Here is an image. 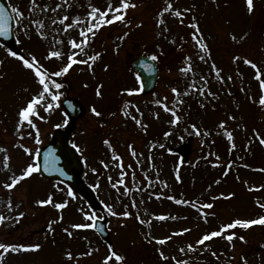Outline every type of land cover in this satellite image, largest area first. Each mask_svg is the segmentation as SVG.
Returning a JSON list of instances; mask_svg holds the SVG:
<instances>
[{
  "label": "rangeland",
  "instance_id": "1",
  "mask_svg": "<svg viewBox=\"0 0 264 264\" xmlns=\"http://www.w3.org/2000/svg\"><path fill=\"white\" fill-rule=\"evenodd\" d=\"M6 2L10 8H19L24 13L22 20L12 13L18 55L26 58L30 54L35 55L49 72L67 63V55L72 51L68 40L78 39L79 32L77 28L65 33L63 26L53 25L52 20L63 15L86 19L89 4L101 8L108 5V0H68L67 5H64V0H37L39 7L30 11L31 0ZM133 2L138 7L128 10L127 19L132 21L131 26L126 27L119 22L103 26L85 49L88 55L96 51L102 54V59L94 64L92 71L84 65H74L66 76L52 77L57 81L65 79L68 88L59 90V108L51 112L40 108V115L45 119L34 118L33 122L40 132L39 144L35 142L36 130L27 123L20 133L16 131L17 112L37 93L39 85L33 73L25 69L21 61L7 55V49L0 44V147L7 149L6 153L0 152V213L12 218L0 225V242L42 245L36 252L6 254L3 264H101L109 254L108 245L126 258L123 262L113 259L110 264H176L177 260L187 264H244L242 257L246 258L247 264H264V227L260 226L249 229L237 227L225 233L243 235L246 242L235 239L229 244L222 236L206 242L205 246H197L196 252H180L181 248H186L189 243L195 245L201 235L218 230L222 224L236 218L264 215V209L257 205V201L264 203V188L249 191L252 186L264 185V172L257 170L264 168V146L253 134V129H256L264 136V107L259 105L262 93L259 82L254 79L255 70L245 65L243 59L233 61V56H247L257 63L264 78V0H254L256 9L251 15L246 11L245 0H172L174 7L190 8L191 11L184 16L183 24L165 14V23L170 31L163 35L159 33L164 25L157 27L156 15L166 6L165 0ZM113 3L118 4V0H113ZM56 4L63 5L57 12L40 11L44 5L51 9ZM193 17L210 46L211 60L208 63L198 59L199 49L194 47L191 38L194 30L188 25L193 22ZM35 20L43 21L41 31L47 38L37 34L36 25L32 23ZM141 21L143 26L137 28L135 25ZM125 32L129 35L120 41L118 37ZM245 33L247 36L241 39ZM233 35L236 40L231 38ZM56 40L63 43H56ZM117 45L118 53L114 51ZM49 50L64 53L63 60L50 59L55 62V67L45 63L50 61L44 59ZM164 52L169 55H163ZM154 53L159 56L155 61L158 67L155 88L148 94L138 91L127 95L124 89H140L137 75L129 66L130 61L138 54L150 57ZM184 56L192 58L193 71L187 75L179 71L186 66L182 63ZM213 61L222 70L225 77L223 83L211 70ZM105 64L109 66L107 70ZM201 75L208 77V87L217 98L200 97L197 93L184 95V92L191 91L188 86L193 82L197 87L203 86ZM229 75L232 80H227ZM98 85H103L102 97L96 96ZM173 87L178 89L179 96L172 93ZM64 97L76 99L83 107L82 115L75 120L69 133V141L72 146L76 145V150L79 149L77 152L82 162L80 175L95 193L101 206L99 209L90 208L76 194L69 197L66 186L57 181L44 180L38 173L24 179L12 190L3 187L12 175H19L32 162V157L19 144L35 154L38 148L51 140L57 128L55 125L65 126L64 120L68 115L61 105ZM157 99L179 109L181 120L178 124L170 123L171 113L155 104ZM180 100L184 102L182 105L177 103ZM125 101L130 102L127 109L130 116L140 119L142 125L147 126L146 130L120 111ZM201 103L205 106L201 107ZM92 106L102 112V117L92 115ZM136 108H139V113ZM112 113L114 115H110ZM229 116L235 119L230 120ZM221 121L226 122L225 128L219 127ZM193 124L200 129L201 135L195 133L191 127ZM29 132L33 133L32 136L28 135ZM166 132L170 135L165 136ZM204 132L209 134L204 135ZM226 132L233 134L231 142ZM105 139L111 142V149L104 144ZM232 143L235 148H231ZM129 144L133 145L135 157ZM182 144L189 145L186 158L183 157ZM114 154L121 159L113 160ZM4 155L10 157L7 170L3 167ZM122 172L124 184H118L114 189L111 185L121 179ZM177 175L180 176L179 181ZM217 180L219 183H216ZM126 188L127 195L124 194ZM221 193L224 196L228 193L235 195L227 199H212L220 197ZM49 194H52L54 203L67 201V207L57 210L53 205L36 204L37 200L47 199ZM169 196L195 201L198 205L213 203L214 207L198 210L191 204H176L168 199ZM9 199L12 201L11 211L7 206ZM133 201L135 207L132 206ZM105 205H110L118 215H111ZM81 209L105 220L108 242L92 228H71L72 224L86 222ZM20 211L25 216L17 223L14 217ZM124 211H129L131 216L119 215ZM201 212L206 215L207 222ZM137 214L146 222L140 223ZM159 215L168 219L161 221L154 218ZM53 221L55 223L50 230L49 223ZM65 228L73 233L71 237L64 232ZM184 228L191 231L173 235ZM146 236L172 238L160 245L155 241L148 243ZM205 247L215 251L219 259L214 258L211 251H205ZM158 249L169 259L162 260ZM68 250L74 256L71 261L65 258ZM90 250L98 251H93L91 256H80Z\"/></svg>",
  "mask_w": 264,
  "mask_h": 264
},
{
  "label": "snow or ice",
  "instance_id": "2",
  "mask_svg": "<svg viewBox=\"0 0 264 264\" xmlns=\"http://www.w3.org/2000/svg\"><path fill=\"white\" fill-rule=\"evenodd\" d=\"M32 8L31 10H35L39 5L37 4V0H31ZM68 4V0H64V5ZM165 5L156 15V25L157 27H160L164 25V28L159 35H163L164 32H169L170 29L166 26L165 23V14H170L173 18H176L180 24L184 23V16L191 11L190 8H184V9H179L174 7V4L172 0H165ZM245 5H246V11L249 15L253 14L256 9V5L254 0H245ZM63 7L62 4H56L55 8H49L48 5H44L43 7L40 8L41 12H48L51 10L52 12H57L59 9ZM89 11L87 13L86 19H82L79 16H76L74 18H70L68 15H63L62 17L58 19H53L52 24L56 25L59 24L63 26V32L68 33L69 30L71 29H79L78 32V39L77 38H71L68 40L69 45L71 46V53L67 55V63L62 64L58 70H54L52 72H49L48 69L41 63V61L35 56V55H29L28 58H26L24 55H18L16 51H13L12 49H7V55L14 57L18 59L19 61L22 62V65L25 69L30 70L35 78L36 83L39 85V90L35 95H32L31 98L26 102V104L22 107L19 108L17 112V126H16V131L17 133H20L21 129L23 128L24 124L27 123L32 129H35V142L39 144L41 142L40 140V132L39 129L37 128V125L33 122L34 118H39L41 120H44L45 117L40 115L39 109L42 108L44 112H51L54 109H57L60 107V104L58 103L61 98V92L59 91L63 85L61 83H58L57 80L52 79V77H62L66 76V74L69 73L70 69L74 65H84L88 68V70L92 71L93 66L96 62H98L100 59H102V54L99 51L94 52V54L88 55L85 51L86 48L90 46L92 43L94 37L96 36L97 32L103 27L107 25H112L116 22H119L121 24H124L126 27L131 26L132 21L127 19L128 15V10L129 9H135L138 7V5L133 2V0H118V4L114 5L113 0H108V5L106 8H101L92 4L88 5ZM7 9L3 4H0V21H3L4 18L6 17L7 14ZM11 12L15 13L17 17H19L21 20L24 18V13L21 11L19 8L12 7ZM193 22L188 25V27L192 28L194 31L192 33V40L194 41V47L199 49L198 52V59L202 62L208 63L209 60H211V50L209 44L206 42V38L204 37L200 26L198 23L195 22V17L192 18ZM33 24L36 25V31L38 35H41V38H47L45 34L42 33L43 29V21L40 20H35L32 21ZM137 28L143 26V22L141 21L140 23H137L135 25ZM8 35V29L0 23V36H7ZM129 35L128 32H125L123 35L119 36L118 39L120 41H123L127 36ZM247 36V33L244 34V36L241 37V39H244V37ZM233 40H236V36L233 35L231 37ZM56 43L62 44L63 41L56 40ZM173 44H175V41H172ZM118 53L119 51V45H117L116 49H114ZM162 54V53H161ZM80 56H84L85 58L81 59L79 58ZM52 58H57L63 60L64 58V53L61 50H49L47 55L44 57V59L50 60ZM159 59V56L157 54H152L150 56L151 61H157ZM191 57L190 56H184L182 63L186 65L185 67H181L179 71L182 74L187 75L188 73L193 71L192 68V63H191ZM243 59V63L245 65H250L254 70H255V76L254 79L259 82L260 90H261V95L259 97V105L264 107V78H262V71L258 67L257 63H255L252 59L248 58L247 56L245 57H240V56H233V61H240ZM108 65L105 64L104 68L105 70L108 69ZM141 67H143L146 71L151 72L153 71V65L148 63V62H142ZM211 70L213 73H215L217 79L220 80L221 83L224 82L225 77L222 75V70L219 69L216 65V63L213 61L210 65ZM137 81L140 82V76L137 75L136 77ZM227 80H232V76H228ZM200 81L203 83L202 87H197L196 83L193 82L191 83L188 87L191 91H186L184 92V95H190L193 93H197L200 97H205V96H211L214 99L217 98L216 93H213L211 89L208 87V77L201 75L200 76ZM87 87V85H85ZM102 87L103 85H98L96 88V96L97 97H102ZM143 87V84L141 83V88L140 89H124L123 91L131 96L135 94L136 92L140 91ZM244 89L242 88L241 91ZM172 93L176 94L177 96L180 95L179 91L177 88L173 87L171 89ZM231 94V93H229ZM165 100L167 99L166 97L164 98ZM251 99V97H250ZM155 104L160 105L165 112H170L172 119L170 121L171 124L176 125L180 122L181 116L178 115L179 109L176 107H169L168 104L164 103L163 101L157 99L154 101ZM178 104H183V100H180L177 102ZM130 106V102L125 101L123 107L120 109V111L126 116L129 117L130 113H128L127 109ZM201 107H204L205 104L201 103ZM90 111L93 116L95 117H102V112L97 109V107L92 106L90 108ZM136 111L139 113V108H136ZM114 115V113L110 114ZM142 115V113H141ZM130 118L138 125L146 130V125H142L141 120L138 119L136 116H130ZM230 120H234V116H229ZM225 121H221L219 124L220 128H225ZM64 124H67V119L64 120ZM63 125L57 124L55 127L59 128L62 127ZM103 126V125H101ZM195 133L197 135H201V131L195 124L191 126ZM32 132H29L28 135L32 136ZM204 135H208L209 133L204 132ZM253 134L256 139L259 140V143L264 146V136H261V134L256 130L253 129ZM170 135V133L166 132L165 136ZM227 139L231 142L233 140V134L231 132H226ZM20 139H23V136H20ZM104 144L107 145L110 149L112 148L111 142L108 139H105ZM20 148L23 149V151L26 154H29L32 157V162L28 163L21 171L19 175H12L10 177L9 182H5L3 184V187L8 190H12L15 188L21 181H23L26 178L31 177L35 173H39L41 171V166L38 163V155L33 154L31 150L27 147H25L23 144L18 145ZM73 147H76L74 144ZM129 149L132 152V155L135 157L136 152L133 149V145L129 144L128 145ZM163 147V145H161ZM236 145L232 143L231 148H235ZM247 147V145H246ZM231 148L229 149L231 151ZM79 151V149H77ZM0 152L6 153L7 149L0 147ZM121 158L119 155H113V160L119 161ZM9 160L10 157L8 155H4L3 157V167L5 170L9 169ZM103 164L104 162L101 161ZM50 165H52V162L49 161L48 156H45L44 160V171H48L50 168ZM216 166V165H214ZM247 167V165H245ZM107 167V165H105ZM123 167V165H121ZM130 167V166H129ZM260 172H264V168L257 169ZM93 172L96 171V169H92ZM228 172L225 171L224 175L227 176ZM124 173H121V179H119L116 183H113L111 186L115 189L117 188V185H123L124 180H123ZM177 181L180 180V176H176ZM239 179V177H237ZM109 180L111 182V177H109ZM216 183H219L217 180ZM247 183V182H245ZM165 186H167L165 184ZM98 187V185H97ZM211 187V186H210ZM262 188H264V185H261L259 187L252 186L249 188V191L256 190L259 191ZM128 189H125V195H127ZM67 195L69 197H74V193L71 188L68 189ZM235 193H228L227 196H224L223 193H221L220 197H212L213 200L219 199V198H231L234 196ZM168 199L174 200L176 204H191L193 208L196 209H212L214 207L213 203H206L203 205H198L195 201H188L185 199H175L172 196H169ZM36 204L40 206H46V205H53L57 210L64 209L67 207V201L59 202V203H54L53 196L52 194H49L47 199H42V200H37ZM258 207L264 209V203H260L257 201ZM7 206L9 210L11 211L12 209V201L11 199L8 200ZM133 207L136 206L135 201H133L132 204ZM107 210L111 213L113 216H117L118 214L115 211H112V208L110 205H105ZM83 212V210L81 209ZM84 215V220L86 221L85 223H78V224H72L71 228L72 229H91L95 227L94 223H91L90 221H94L96 218L95 213H89V212H83ZM119 215H122L124 217H130L131 213L129 211H124L123 213H120ZM201 215L204 216L205 222H207V217L206 215L201 212ZM25 216V213L23 211L18 212V214L14 217L15 222H19L22 217ZM102 219V217H100ZM137 220L140 221V223H145L146 221L141 220L139 217V214H137ZM157 220H166L168 217L164 215H159L154 217ZM172 219H176V217H171ZM12 219L10 217H6L4 214L0 213V225H3L7 220ZM60 220L63 219L62 216L59 217ZM55 223V221L49 223V229H52V225ZM150 223V221H148ZM254 226H260L264 227V215H259L255 218H236L232 220L231 222L227 224H222L218 230H213L211 232H206L201 237L196 240L195 245L192 243H189L186 248H181L180 252H196L197 246H205L206 242H211L214 238L217 237H222L226 239L229 244H232V242L235 239H239L241 242H246V238L243 235L237 236L235 232H230L229 234L225 235V233L228 232V230L231 229H236L237 227L242 228V229H249ZM191 231L189 228H184L181 229L179 232L173 233V235H183L184 233H187ZM64 232L71 237L73 233L69 231L68 228L64 229ZM171 236L163 237V238H156V237H151L149 238L148 236L145 237V240L148 243H152L155 241L157 244L164 245L166 244L169 240H171ZM234 247V245H233ZM42 248V245L40 243H32V244H15V243H8V242H0V264H3L4 257L6 254L9 253H20V252H36L39 251ZM93 251H98V250H90L84 253H81L80 256H91L93 254ZM205 251H211L210 247H205ZM108 252L109 254L106 255L101 264H110V262L115 259V261H120L123 262L125 261V257L123 255H118L116 251L113 250L112 245H108ZM160 258L162 260H167L169 257L164 255V252L161 250H157ZM211 255L214 258L219 259L217 256V253L215 251H211ZM65 258L68 261H71L74 259L73 253L68 250L65 252ZM173 260H176L175 257H172ZM244 260V264H247L246 258L242 257ZM176 264H187L186 261L182 260H177Z\"/></svg>",
  "mask_w": 264,
  "mask_h": 264
},
{
  "label": "water",
  "instance_id": "3",
  "mask_svg": "<svg viewBox=\"0 0 264 264\" xmlns=\"http://www.w3.org/2000/svg\"><path fill=\"white\" fill-rule=\"evenodd\" d=\"M0 4H3L8 10L4 20L0 21V23L8 29V35L0 36V42L13 51H17L13 41V17L10 8L5 0H0ZM145 61L153 65V71L148 72L141 67V63ZM131 68L140 76V85L141 83L143 84L142 91H151L157 80L156 66L154 62L147 56L141 54L131 61ZM62 104L70 114L69 125L66 131L60 129L55 130L52 136V141L38 151V163L41 166V171L39 173L48 179L62 180L78 192L88 203L94 205L95 202L92 193L84 183L78 179L80 163L76 152L68 145L67 141V134L72 128L73 121L81 113L82 109L77 101L73 99H64ZM46 155L48 156L49 161L52 162L48 171H44V160ZM95 228L102 237L107 238V233L102 223L97 221Z\"/></svg>",
  "mask_w": 264,
  "mask_h": 264
},
{
  "label": "trees",
  "instance_id": "4",
  "mask_svg": "<svg viewBox=\"0 0 264 264\" xmlns=\"http://www.w3.org/2000/svg\"><path fill=\"white\" fill-rule=\"evenodd\" d=\"M171 52H173V51H170V53H171ZM163 55H166V56H167V55H169V54L165 52V53H163Z\"/></svg>",
  "mask_w": 264,
  "mask_h": 264
}]
</instances>
